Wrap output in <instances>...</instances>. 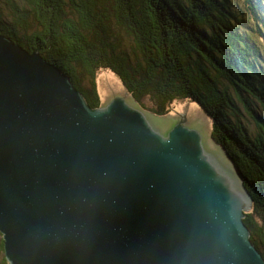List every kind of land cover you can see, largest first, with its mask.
<instances>
[{
  "label": "water",
  "instance_id": "obj_1",
  "mask_svg": "<svg viewBox=\"0 0 264 264\" xmlns=\"http://www.w3.org/2000/svg\"><path fill=\"white\" fill-rule=\"evenodd\" d=\"M130 99L92 108L57 66L0 34L8 264H264L243 222L251 197L208 118H155Z\"/></svg>",
  "mask_w": 264,
  "mask_h": 264
},
{
  "label": "trees",
  "instance_id": "obj_2",
  "mask_svg": "<svg viewBox=\"0 0 264 264\" xmlns=\"http://www.w3.org/2000/svg\"><path fill=\"white\" fill-rule=\"evenodd\" d=\"M0 34L57 66L92 108L101 71L158 117L194 103L251 197L243 222L264 259V0H0Z\"/></svg>",
  "mask_w": 264,
  "mask_h": 264
},
{
  "label": "rangeland",
  "instance_id": "obj_3",
  "mask_svg": "<svg viewBox=\"0 0 264 264\" xmlns=\"http://www.w3.org/2000/svg\"><path fill=\"white\" fill-rule=\"evenodd\" d=\"M95 82H96V89H97V93H98V96L100 98V101H102V99H105L109 96H114V95H119V94L123 97H125V96H126V98L128 97L127 94L125 93L124 88L122 87L121 83L119 82V80L109 71L99 72L96 75ZM182 108H194L196 110L201 111L194 103H191L188 100H175L168 107V109H167L168 113L166 115L169 116L173 112L180 110ZM151 115L155 118H159L157 116H154L153 114H151ZM210 127H211V124H210ZM208 138H209V141L214 145V147L226 159V161L228 162V164L230 165L232 170H234L235 169L233 166L234 163L228 157H226L225 153L216 145L215 141L211 137L210 130L208 133Z\"/></svg>",
  "mask_w": 264,
  "mask_h": 264
},
{
  "label": "bare ground",
  "instance_id": "obj_4",
  "mask_svg": "<svg viewBox=\"0 0 264 264\" xmlns=\"http://www.w3.org/2000/svg\"><path fill=\"white\" fill-rule=\"evenodd\" d=\"M5 257V256H4Z\"/></svg>",
  "mask_w": 264,
  "mask_h": 264
}]
</instances>
